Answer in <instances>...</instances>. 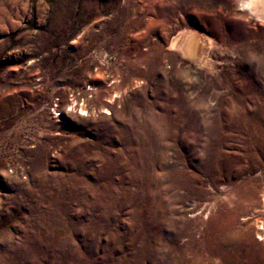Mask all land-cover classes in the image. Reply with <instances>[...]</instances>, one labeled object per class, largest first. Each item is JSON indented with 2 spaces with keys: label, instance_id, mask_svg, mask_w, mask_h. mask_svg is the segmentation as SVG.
Instances as JSON below:
<instances>
[{
  "label": "rangeland",
  "instance_id": "374dc122",
  "mask_svg": "<svg viewBox=\"0 0 264 264\" xmlns=\"http://www.w3.org/2000/svg\"><path fill=\"white\" fill-rule=\"evenodd\" d=\"M246 2L0 0V264H221L227 227L264 264Z\"/></svg>",
  "mask_w": 264,
  "mask_h": 264
},
{
  "label": "bare ground",
  "instance_id": "6f19581e",
  "mask_svg": "<svg viewBox=\"0 0 264 264\" xmlns=\"http://www.w3.org/2000/svg\"><path fill=\"white\" fill-rule=\"evenodd\" d=\"M246 5H247L246 9H248L251 13H253V14L255 13V14L259 15L260 18L261 17L264 18V0H247ZM180 40H182L181 34L175 35L169 44V48L170 49H178V46L182 45ZM193 45H194L193 40L191 38L188 39V41L185 44L186 50H188L189 52L194 51ZM188 51H187V53H188ZM193 58H194V56H193ZM247 245L244 242V238H243L242 234L239 233L238 230H236L234 228H228V227L223 228V230L219 231V234L215 238L211 237L212 251L213 252H216V251L219 252L221 254V256L217 255L216 257H213L211 260H209V263H211V262L214 263V262L220 260L221 264H223L226 261H230V262H233L234 264H238L241 257H248L249 247Z\"/></svg>",
  "mask_w": 264,
  "mask_h": 264
}]
</instances>
